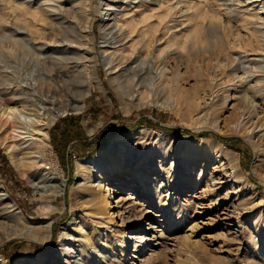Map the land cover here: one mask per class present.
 <instances>
[{
  "label": "rangeland",
  "instance_id": "1",
  "mask_svg": "<svg viewBox=\"0 0 264 264\" xmlns=\"http://www.w3.org/2000/svg\"><path fill=\"white\" fill-rule=\"evenodd\" d=\"M100 2L91 0V12L83 0H0V79L6 89L0 99H18L27 77L37 89L44 65L52 69L47 93L55 101H73L79 92L73 82L85 70L91 82L82 109L59 115L50 129L53 158L66 185L48 209L40 208L46 199L34 190L37 180L19 172L0 142V183L20 209L16 221L6 214L0 221L7 229L42 230L52 223L44 243L27 235L0 239V264H149L148 259H154L151 264H264V137L254 138L262 144L257 157L244 138L253 121L233 96V71L243 61L254 75L249 84L258 89L264 119L263 15L252 0H113L111 9ZM52 4L61 9H52ZM14 22L31 31L20 33L25 29L17 26L14 33ZM254 28L261 37L253 48L245 43L254 40ZM13 37L34 49L29 54L14 46ZM124 53L133 54V61L120 60V72L124 69L129 77L132 66L141 77L146 75L139 88L144 98L122 97L112 80L119 68H111ZM166 62L168 78L153 83L149 75ZM225 86L230 90L223 93ZM217 92L221 98L212 104ZM229 93L226 100L223 96ZM114 140L146 153L130 169L138 167L163 184V193L169 192L165 210L148 196L150 191H136L130 171L102 181L95 175L88 192L75 188L81 182L80 160L94 157ZM219 145L235 153L249 182L238 193L225 178L231 166L221 167L226 160ZM190 146L198 150L187 172L183 162ZM40 161L33 168L43 170ZM166 174L168 184L163 182ZM91 190L101 191L100 202L107 197L106 210L86 202Z\"/></svg>",
  "mask_w": 264,
  "mask_h": 264
},
{
  "label": "bare ground",
  "instance_id": "2",
  "mask_svg": "<svg viewBox=\"0 0 264 264\" xmlns=\"http://www.w3.org/2000/svg\"><path fill=\"white\" fill-rule=\"evenodd\" d=\"M98 1H101L100 4L107 5L106 7H110L109 9H111V7L113 5L112 4L113 0H98ZM239 1H241V0H239ZM83 2L85 4V6H83V7H85V9L90 10L92 8L93 5L91 3V0H83ZM252 2L256 6V8L258 9V13L262 14L263 15L262 17L264 18V0H252ZM57 4L60 5L59 1H57ZM50 7H52V9L55 8L54 10H56L58 8L61 9L60 6H54L53 5ZM13 8H14V6H13ZM91 10H93V9H91ZM43 14H41V15H43ZM103 15H106V13L104 12ZM43 17H45V16H42V19H43ZM28 18L25 19V22L27 24H30L31 19H28ZM35 18H36V16H35ZM42 19H41V21H42ZM7 20L9 21V23L12 22L9 19H7ZM16 20H17V18H16ZM34 21H36V20H34ZM38 21H40V20H38ZM44 22H46V21H44ZM14 23H15V28H13L14 33L18 27L25 29V30H21L20 33L22 31L23 32L24 31L25 32L31 31V30H28L27 27H22V26L16 25V22H14ZM195 24H196V22H195ZM2 25H3L2 22H0V27H2ZM13 25L14 24H12V26ZM30 25L32 26V24H30ZM30 25H29V27H30ZM90 25H91V21L88 20L87 24L85 25L86 29L88 27H90ZM258 31H259L258 28H254V30H252V32H251V35H252L254 40L250 39V41L248 43H245V44H247L248 46H253L255 42H258L259 38L261 37V36L259 37ZM36 36L37 35H35V38H34L35 40H36ZM51 36H53V35H51ZM29 37H30V35H29ZM47 37H48V35H47ZM11 42L14 44V46L23 47L25 50L27 49L29 54H30V51L34 49V47H32V46L28 47V45L26 44L24 39L19 40L17 38L14 39V37H13L11 39ZM116 42H118V41H116ZM256 45H255V47H256ZM258 46H260V45H258ZM182 47H185V45L183 44ZM253 48H254V46H253ZM257 48H255V50ZM116 53L117 52H115L114 55ZM114 55H113V57H114ZM132 58H133V54L132 55H128L126 53L122 54L119 61L117 60L116 65L113 68H111V70L114 68L120 67V60H123L122 63H124V62L133 61ZM62 59L63 58H61V59L59 58V60H61V61H62ZM114 60H116V59H113L112 61L114 62ZM228 60H230V62H236L233 59L232 60L228 59ZM166 64H167V62L164 64L162 63V67L160 69L156 68L155 71L152 73V75H149L152 78L151 80H153V83H157L156 82L157 80H164V79L168 78L166 76V73L168 72V67L166 66ZM44 67H45L44 76L40 77L39 82L37 84V86H38L37 89L33 88L34 83H33L32 79L27 77L26 80L24 79L21 81V85H20L21 88L18 89V92H19L18 99H13V98H7V99H3V100L0 99V142L3 145L5 151L8 153L12 163L16 166V168L19 170V172L22 175L26 176L27 178L30 177L29 178L30 180H34V179L37 180L36 182L33 183L34 184V190L38 194H40V197L42 200L46 199V201L44 203H42L40 206V208L43 210L45 208L48 209L49 207H51V205H50L51 203H49V202H52V200L55 199L56 194L61 193L63 191L65 185H66V181H65V178H64L63 173H62L63 171L57 165V163H56L57 161H55L53 158V151L51 149V144H50V137H51L50 136V129H51L52 125L54 124L55 120L59 117V115L65 113V112H69V110L80 111L82 109L83 104L85 102V98L87 97V95L90 92V83H91L90 82V76H88L89 72L87 70H85V74H83V77H81L80 79H76L73 82V84H75L76 87L78 86V89H79V92L74 95L73 101L69 102V103H64L61 101H55V100L51 99L47 93L49 90V86H50V79L49 78H51L49 76V72H52V69H51V71L49 69H47V65L46 66L44 65ZM129 69L132 70L131 72H133V74L131 76L127 77L126 74L124 73V69H123V71L120 72L121 69L119 68V71L117 73H115V75L112 77V80L116 83L118 89H122V92L120 93L122 97H124V95L134 96L136 94V95L140 96L139 98H144L146 93L139 91V88L144 85L145 78L147 79V77H145L146 75L144 77H141V75H140L141 72H139L138 69L133 68L132 66H130ZM234 70L235 71H233V73H234L233 77H234V81L236 79L237 82L234 83L235 87H234L233 96L240 101V103L242 104V108L247 112V114H249V116H248L249 120L253 121V122L249 123V126H247L245 128L244 138L248 143H250L252 145V147H254L256 149V153H257V157H258L260 155L259 149H260L262 144L259 141H255L254 138L256 135L260 136V137H264V119L261 118V116H259V108H260L261 104L256 99L258 89L255 86H252L249 84V80L252 77H254V75L249 71V68L245 65V63L243 61L241 64H238ZM238 70H243L241 75L238 74V72H237ZM126 71H127V69H126ZM169 71H172V69ZM174 74H177V76H179L180 70H175ZM55 76H56V74H55ZM137 77H139L138 80H140V81L137 80L138 82L137 81L135 82V79ZM7 80H9V79H6V81ZM4 81H5L4 79H2V78L0 79V84L3 86L2 88H0L1 94L6 91V89L4 87V85H5ZM64 88H69V87L66 86ZM227 90H230V88H228L227 86L223 87V93H224V91H227ZM130 91H132V93H126V92H130ZM215 91H217V90H215ZM148 92H150V91L148 90ZM217 94H219V93L217 92ZM221 95L222 94H219L217 96V98H214V100L212 101V104H217V100L219 98H221ZM230 96L231 95L229 93V94H225L223 97L227 100V98H229ZM146 103H150V102L147 101ZM209 115L210 114L208 113V116ZM254 118H256V120H252ZM235 124H236V126H239L240 123H239V121H235ZM124 136H126V135H124ZM155 147H156V145H155ZM218 148H219L218 150H219L220 154L224 156L226 163H227L226 164L224 161L221 160V164H220L221 167H223V169H226L229 165L231 166V168L229 166L230 169L225 170V172H224L225 178L229 180L230 187L232 188V191L234 193H238L242 190V188L244 186L249 184L245 174L240 169V166L238 163V157L235 155V153L233 151H228L220 145ZM134 149H135L134 147H131L128 144L123 145L120 141L114 140V141H112L110 146H108L105 149L100 150L94 157L89 158V159L80 160V162L78 164V175H80L81 182H79V184L75 188L84 189L83 191L85 192L91 188V186H92L91 181H93L92 178L95 175H98L100 177V180L102 181L106 177H110L113 175H118L119 173L130 171V173L133 175V179H135L137 184H138L136 191L138 193L150 191L148 193V196L151 197L152 200L153 199L158 200L159 204L161 206H163V210H165L167 208V206L165 205L166 204L165 199L168 198L169 192L167 190L166 194L163 193L164 191H166V190H163L164 189L163 184L158 183L156 181L157 177H152L150 174L144 173L138 167H135L132 170L130 169L136 163L141 164L144 161L143 158H145V156H146V153H143L142 151L135 152ZM159 149L161 151H163V149H161V148H159ZM152 150H155V149L153 148ZM195 150H198L195 146H190L189 150H187V152L190 151L189 156L187 155V157H189V158L183 162V163H185L184 165L186 167L187 172L190 169L189 163L192 160H194L195 156H194L193 151H195ZM162 157H163V159L167 157L165 151H163ZM38 159L43 161V164H44L43 170L39 169L38 167L33 168L34 166L35 167L38 166V163H37ZM174 164L175 163H171L170 170L172 168H174ZM45 165H46V167H45ZM255 165H256V163H255ZM169 181H170V176L166 174L163 182L168 184ZM99 189H100V187H99ZM253 190H254V188H253ZM101 195H102L101 191L96 192L94 190H91V192H89L90 197L88 199H86V202L92 203L97 209L98 208L101 209V207L103 206V209L106 210L107 209L106 204L108 203V201H107L108 199H107V197H105L100 202L99 199H100ZM122 198L123 197H121L119 200H122ZM0 206H2V209L0 211V217L2 214H6L10 221H12V222L16 221L15 216H16V214H18L20 212V209H19L17 203L10 199L8 193L5 191V189L3 188L1 183H0ZM73 220H76V218L73 217ZM16 224H18V223H16ZM51 224H52L51 222H48L47 226L42 227V230H39L38 226H33V228H29V227L25 226L22 228L21 225H19L21 227L20 229L19 228L16 229L15 227H10L7 229V226H5L3 224V222L0 221V230L2 231L0 239L9 238L12 236L27 235L29 237H33L34 239H37L38 242H40V243H44V242L48 241L50 236H51V227H52ZM77 226H78V229L80 230L81 224L77 225ZM123 238H124L123 240H124V244L126 247L128 242H127V237L124 234H123ZM64 246H65V243L63 244V248H64ZM63 250H65V249H63ZM153 260L148 259V263L151 264V262H153Z\"/></svg>",
  "mask_w": 264,
  "mask_h": 264
},
{
  "label": "trees",
  "instance_id": "3",
  "mask_svg": "<svg viewBox=\"0 0 264 264\" xmlns=\"http://www.w3.org/2000/svg\"><path fill=\"white\" fill-rule=\"evenodd\" d=\"M176 129H177V130H179L180 128H179V127H177ZM185 132H189V131H188V130H185ZM201 134H203V133H201ZM103 147H104V146H103Z\"/></svg>",
  "mask_w": 264,
  "mask_h": 264
}]
</instances>
